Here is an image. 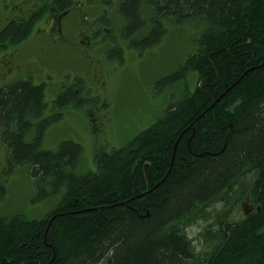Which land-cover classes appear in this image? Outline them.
Instances as JSON below:
<instances>
[{
  "label": "trees",
  "instance_id": "16d2710c",
  "mask_svg": "<svg viewBox=\"0 0 264 264\" xmlns=\"http://www.w3.org/2000/svg\"><path fill=\"white\" fill-rule=\"evenodd\" d=\"M78 2L59 3L64 9ZM116 3L125 21L119 35L130 47L156 46L167 20L197 21L196 51L156 82H176L191 72L194 88L186 87L124 144L98 149L95 167L82 171L81 143L44 146L48 127L62 115L50 110L99 98L65 85L51 105L46 83L33 76L1 84L6 159L30 166L32 203L54 204L43 217L0 211V264H264V0ZM105 11L101 18L89 19V11L79 16L91 29L102 24L98 39H109V55L123 59L113 16ZM32 28L11 24L1 35L21 41ZM237 188L253 209L240 218L219 216L197 244L188 228ZM6 195L0 181V202Z\"/></svg>",
  "mask_w": 264,
  "mask_h": 264
},
{
  "label": "rangeland",
  "instance_id": "374dc122",
  "mask_svg": "<svg viewBox=\"0 0 264 264\" xmlns=\"http://www.w3.org/2000/svg\"><path fill=\"white\" fill-rule=\"evenodd\" d=\"M92 1L94 0H89V3ZM116 1L120 0H111V5H107L106 9L111 12H105L113 16L116 27L113 34L123 59L109 55L113 48L109 39H91V47L89 39L81 37L80 31L84 26L76 8L73 12L76 25L65 31L69 37L68 41H61L56 45L45 35H38L35 32L37 28L48 26L44 17L38 27L32 28L30 38L21 45L18 59L27 66H23V71L18 74L0 75V85L12 81L15 76L26 77L24 74L27 72V76L32 75L37 82L44 81L46 97L51 105L65 85L80 86L86 97L99 98L94 104L88 99L80 106L69 105L62 110H50L51 115L59 112L62 115L48 127L44 146L56 149L62 140L67 139L81 143L84 147L80 163L82 171L95 167L98 149L102 147L108 150L124 144L162 116L170 102L180 98L186 87L192 90L195 85L191 72L187 74L186 79L176 82L161 85H156V82L171 74L184 63L188 55L196 51L200 32L197 21L185 20L178 23L167 20L168 31L156 46L148 49L130 47L119 35L125 21L118 12L119 2ZM114 2L116 6L112 7ZM98 13L97 9H92L89 19ZM101 25H95L96 30L102 29ZM87 50L90 51L89 57ZM27 62L32 64L28 65ZM100 65H104L107 70L104 85L94 78L92 70ZM94 117L99 123L96 131L92 127ZM6 157V146L0 138V181H4L7 186V195L0 202V211L15 213L23 210L31 217L46 216L54 203L50 200L39 203L30 201L35 189L30 166H12ZM227 196V203L220 201L209 206L188 228L189 234L195 238L197 244L202 240L200 233L219 216L240 218L244 210L253 209L249 205L250 200L241 197L239 188Z\"/></svg>",
  "mask_w": 264,
  "mask_h": 264
},
{
  "label": "flooded vegetation",
  "instance_id": "af4514ba",
  "mask_svg": "<svg viewBox=\"0 0 264 264\" xmlns=\"http://www.w3.org/2000/svg\"><path fill=\"white\" fill-rule=\"evenodd\" d=\"M78 1V3L71 4V6L68 8L61 9L59 3L60 0H0V75L12 76L22 72L23 66H27L18 59V56L21 53V45L27 39H29L30 36L21 41L20 39L17 40L19 42L16 40L13 42L10 39L4 40L1 33L9 25L16 24L19 27H25L29 24L36 28L39 26L40 21L45 17L46 24L48 25L47 28L40 27L37 28L35 32L38 35H45L49 40L52 39L56 45H59L61 41H68L69 39L65 31L73 28L76 25V19L73 17V12L76 8L78 12H81L82 17L85 15L84 11H89V13H91L92 9H97L99 12L98 18H101L102 12L108 9L106 0H94L90 2L91 4L89 3V0ZM110 21L112 22L113 20L110 19ZM81 22L84 28L80 31V35L81 37L89 39L92 47L91 39L98 38L97 36L99 31H97L95 28H90L91 21L82 19ZM105 34V32L102 33L101 38H105ZM89 53L90 51L87 50L88 57ZM90 57H93V55H90ZM106 58L109 57L106 56ZM90 63L94 65L93 61L91 60ZM27 64H32V62H27ZM99 68L101 70H99ZM92 70L94 72V78L104 85L106 83L105 78L107 74V70L105 69L104 65L97 66L95 69L92 68ZM27 73L24 74L26 77ZM100 74H102V76H100ZM18 78L22 77L15 76V78L12 80ZM92 122L93 129L95 131L98 130V119L94 117Z\"/></svg>",
  "mask_w": 264,
  "mask_h": 264
}]
</instances>
